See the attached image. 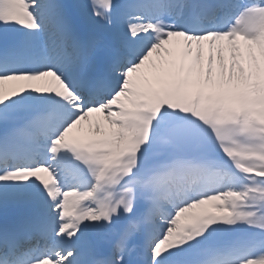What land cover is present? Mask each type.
<instances>
[{"label": "snow or ice", "instance_id": "obj_1", "mask_svg": "<svg viewBox=\"0 0 264 264\" xmlns=\"http://www.w3.org/2000/svg\"><path fill=\"white\" fill-rule=\"evenodd\" d=\"M0 264H264V0H0Z\"/></svg>", "mask_w": 264, "mask_h": 264}]
</instances>
